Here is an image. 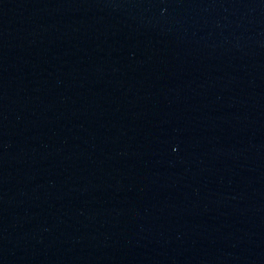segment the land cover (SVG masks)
I'll list each match as a JSON object with an SVG mask.
<instances>
[{
  "label": "water",
  "instance_id": "1",
  "mask_svg": "<svg viewBox=\"0 0 264 264\" xmlns=\"http://www.w3.org/2000/svg\"><path fill=\"white\" fill-rule=\"evenodd\" d=\"M0 264H264V0H0Z\"/></svg>",
  "mask_w": 264,
  "mask_h": 264
}]
</instances>
